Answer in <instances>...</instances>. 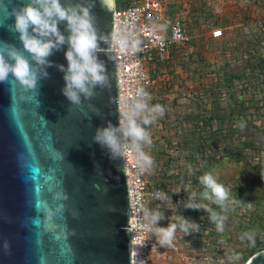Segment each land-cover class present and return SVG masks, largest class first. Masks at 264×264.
<instances>
[{
	"label": "water",
	"instance_id": "water-1",
	"mask_svg": "<svg viewBox=\"0 0 264 264\" xmlns=\"http://www.w3.org/2000/svg\"><path fill=\"white\" fill-rule=\"evenodd\" d=\"M29 0H0V43L32 66L35 86L11 74L0 81V264H131L130 202L119 132L116 57L111 50L116 0H67L93 17L104 67L102 84L65 95L67 44L45 65L23 49L14 12ZM66 0H61L65 3ZM58 28L67 37L63 22ZM113 127V150L96 139ZM244 264H264V248Z\"/></svg>",
	"mask_w": 264,
	"mask_h": 264
},
{
	"label": "rangeland",
	"instance_id": "rangeland-1",
	"mask_svg": "<svg viewBox=\"0 0 264 264\" xmlns=\"http://www.w3.org/2000/svg\"><path fill=\"white\" fill-rule=\"evenodd\" d=\"M166 2L173 4L176 0H167ZM184 8L186 11L184 17L186 21L190 22L186 30L189 39H191V35L197 36L191 39L192 41L180 45V54L176 58L173 60L169 58L168 62L165 59L164 66L166 68L159 72L158 87L152 98V101L155 100L154 107L147 108V112H150L153 117L149 129L150 134L158 139L156 140L158 144L166 147L168 155L164 156L165 160L171 159L168 166L162 165L160 158L146 150V157H149L151 162L146 160L145 179L151 184L159 180L165 171V174L172 175L176 172L175 167H179V171L185 169V159L179 158V155H183L179 152H183L180 144L185 136H188V131L195 123L191 114L202 113L211 117L215 115L211 120L212 127L219 128L221 126L222 131L218 134H224L227 142L231 141L232 137L235 141L239 139L254 141L257 149L261 150L256 153H248V160L255 163V160L264 158V134L262 131L264 125H261L259 119L253 115L252 121L243 122L241 128L233 130V134L229 130V127L232 128L233 125L234 128H238V122L232 121L230 118V109L235 106L236 102L231 99L229 92L233 91L235 97H238L240 90L245 87L251 91L250 83L254 79H250L244 84H240L239 80L235 79L227 88L223 86L218 88V85L223 83L224 71L237 74L243 70L239 69L243 66L246 67V73L258 76L256 81L264 79V74H261L259 69L254 66L255 61L245 60V56L254 50L264 56V0H186ZM213 29H221L222 34H225V37L222 38L224 40L222 45L211 42L210 36H212ZM247 66H252V68H247ZM258 90L253 97L264 98V88L261 92ZM251 95L248 92L245 96L250 97ZM260 104H256L258 111L264 112L263 108L260 109ZM157 105L164 109L163 115L155 110ZM253 110V107L247 109L248 112H253ZM236 115L234 113L231 117L236 119ZM176 121L179 122L176 123ZM150 140L155 141L154 139ZM228 164L232 166L236 163L229 162ZM246 169H248V164L242 162L237 167L234 177L239 178L240 183L245 185L246 192L251 196L253 174L252 171H246ZM221 170V168L215 170L211 172V175L214 178L218 177ZM224 175L226 174L224 173ZM180 179L182 178L180 177L172 183V180L168 178V181L162 184L163 186L161 185L169 190L163 189L161 197L162 201H165L168 212H166L167 214L164 211L160 213V218L154 223V232L156 234L157 228H166L172 223H175L177 227L171 245L161 246L159 251L153 255L150 264H239L241 254L240 252L234 253V249L238 247L243 249L249 243L241 237L239 226L237 227L238 224L233 219H221L223 222L225 221L226 229H219L218 233L224 232L230 238L227 237L222 243L217 238L204 236L202 230H196L199 222L193 218H203L202 214L194 212L188 214L187 219L192 220L187 221L194 227H190L187 233L183 231L180 226L181 221L178 219L183 217L182 213L185 211L181 196L184 195L187 200L189 197L186 192H182L181 189L188 186L182 184ZM259 203L261 204L260 209L264 210V194ZM201 208L200 201L198 209ZM247 208L253 210L254 206L248 202ZM202 210L205 212L206 209ZM150 214L152 218L156 215L152 212ZM247 220L246 217L244 221ZM252 226L257 227L256 225ZM193 233L202 242L205 240L204 244L195 245L192 243L190 234ZM249 239L253 241L255 236L251 234Z\"/></svg>",
	"mask_w": 264,
	"mask_h": 264
},
{
	"label": "trees",
	"instance_id": "trees-1",
	"mask_svg": "<svg viewBox=\"0 0 264 264\" xmlns=\"http://www.w3.org/2000/svg\"><path fill=\"white\" fill-rule=\"evenodd\" d=\"M116 3L117 6L120 7L123 0H116ZM210 37L213 44L222 45L224 42V40L220 37ZM157 57H159V55H157ZM245 60L248 62L255 61L254 66L259 69L261 74H264V56L254 50L250 52L248 56H245ZM247 68H252V66H247ZM239 69L243 70L237 74H233L231 72L227 73L224 71L223 83L218 85V88H220V86L227 88L235 79H238L240 84H244L246 81L254 79V81L250 83V87H252L251 91L247 90L248 88L245 87L240 90L238 97H235L233 91L229 92L231 99L236 102L235 106L230 109V118L232 121L235 120L238 122V128H234V125L232 128L229 127L231 134L234 133V129L241 128L243 122L252 121L253 115L255 118L259 119L261 125H264V112L258 111V107L256 105L261 103L260 109H264V98L256 99L253 97V95L257 93L256 91L258 89V91L261 92L264 88V79L256 81L258 76L246 73L245 66ZM248 92L252 94L250 97L245 96ZM152 100L153 99H150L148 101V104L150 103L148 107H154L155 100ZM251 107L254 108L253 112H248L247 109ZM234 113L237 114L236 119L231 117ZM214 116L211 117L202 113L192 114V118L195 123L188 131V136H185L181 142L182 144H180L183 152L179 153L183 155H179V158L185 159V169L179 171V167H175L176 172L172 175L165 174L166 171L164 170L165 172L163 171L164 173L161 174L160 179L155 181L153 184L149 183L148 186L150 188H161L163 186L162 184H165L168 181V178H170L172 183H174L181 177L182 179L180 180L183 182L182 184L188 186L187 188H182L181 190L182 192H186L187 197H189V200H187L184 195L181 196V201L185 207V211L182 213L183 218L191 221L192 219H187L188 214L192 212L195 214H202L204 216L203 218H193L195 221L199 222L198 226H196V230H202L204 232V236L207 235L217 238V240L221 243L227 237L229 238V235L227 236L224 232L218 233L219 229H226L220 218L225 220L233 219L236 221L238 224L237 227L239 226V233L241 237L245 238L249 243L243 249L240 247L234 249V253L240 252L241 254V262L239 264H244L253 252L264 248V210L260 209L261 204L259 203L262 199V195L264 194V158L262 160H255V163L248 160V153H256V151H260L261 149H257V145L253 143L254 141H241L240 139L235 141L232 137L231 141L227 142L224 134H218V132L222 131L221 126H219V128L212 127L211 120L214 119ZM152 120L153 117H151L150 112H146L144 115L143 125L148 137L143 141V146L145 151L147 150L153 156L160 158L162 165L166 164L168 166L171 159L165 160L164 156L168 155L166 147L158 144V142H156L158 139L150 134L149 129L151 127ZM199 122L202 123L200 124ZM262 131L264 134V129H262ZM150 139H154L155 141H151V143H149L148 140ZM229 162H235L236 164L229 166ZM242 162L248 164V169H246V171H252L253 174L252 189H250L251 196H249V193L246 192L245 185L240 183L239 178L234 177L237 167ZM220 168L222 169L219 173L220 175L214 179L229 190V198L222 202H218L211 189L201 182V177L203 175H211V172ZM224 173L226 175H224ZM161 189L162 191L163 189L168 190V188L165 187H162ZM200 201L202 208L198 209ZM237 201H239V203H237ZM248 202L253 204V210H249L247 208ZM189 204L194 205V207H188ZM203 208L206 209L205 212L202 210ZM148 209L149 214L150 212L153 214H160L163 211L165 213L168 212L165 201H162L161 198L159 200L151 199ZM246 217L248 220L244 221ZM218 224L220 225L219 228L217 227ZM252 225H256L257 227H253ZM209 227L211 228L210 230L208 229ZM251 234L255 236V240L253 241H250L249 239ZM190 241L195 245L204 244L205 242V240L202 242L201 239H197L194 233L190 234Z\"/></svg>",
	"mask_w": 264,
	"mask_h": 264
},
{
	"label": "built area",
	"instance_id": "built-area-1",
	"mask_svg": "<svg viewBox=\"0 0 264 264\" xmlns=\"http://www.w3.org/2000/svg\"><path fill=\"white\" fill-rule=\"evenodd\" d=\"M212 36H222V30L213 29ZM188 40L181 18L164 19L161 0H123L116 8L111 50L116 57L119 132L130 202L131 264H150L161 247L148 207L151 199L162 197L163 191L150 188L145 179L144 140L126 135L124 130L133 121L145 130L146 103L153 98L156 85L148 73L147 55L163 52L174 43ZM145 227L150 230L145 231Z\"/></svg>",
	"mask_w": 264,
	"mask_h": 264
},
{
	"label": "clouds",
	"instance_id": "clouds-1",
	"mask_svg": "<svg viewBox=\"0 0 264 264\" xmlns=\"http://www.w3.org/2000/svg\"><path fill=\"white\" fill-rule=\"evenodd\" d=\"M61 22L66 26L67 37L58 28ZM12 27L18 34L23 49L40 65L48 63V57L53 49H59L61 45L67 44L64 92L70 101L79 102V93L90 94L91 85L104 82V67L96 56L99 50L98 38L93 26V17L87 7L73 5L67 0L63 4L61 0H29L14 12ZM9 74L24 85L35 86L36 77L28 58L14 45L0 43V81L6 80ZM155 110L163 115L164 109L161 106L157 105ZM124 131L126 135L137 140H145L148 136L134 121L130 122ZM115 132L116 129L113 127L99 129L96 139L115 150L117 147ZM148 142L151 143V140ZM144 159L151 162L149 157L145 156ZM201 182L211 189L218 202L229 198V190L218 183L212 175H203ZM188 207L194 205L189 204ZM159 218V213L154 215L153 223ZM178 219L185 233L190 227H194L183 217ZM176 227V224L172 223L166 228L160 227L155 230L161 246L171 245ZM144 230L150 229L145 227Z\"/></svg>",
	"mask_w": 264,
	"mask_h": 264
},
{
	"label": "crops",
	"instance_id": "crops-1",
	"mask_svg": "<svg viewBox=\"0 0 264 264\" xmlns=\"http://www.w3.org/2000/svg\"><path fill=\"white\" fill-rule=\"evenodd\" d=\"M161 1H162L163 8H164V19L165 20H172V19H174L176 17L181 18L183 20V22H184L185 29L187 30V27L190 24V22L186 21V19L184 17V14L186 13L185 8H184L186 0H176V2H174L173 4H169L168 2H166L167 0H161ZM222 28H224V27H222ZM224 33H225V31H224ZM196 36L197 35H195V34L191 35V39H193ZM223 37H225V34L223 36H220L221 39ZM191 39H189L187 41V43L192 41ZM180 45H183V43H174V44L170 45L167 50H165L163 52H152V53L149 54V56L146 57V65H147V68H148V73L151 76V78H153L156 81V85L154 87V91L158 87L157 86V79H158V76H159V72L166 68V66H164L165 65L164 64L165 59L168 62L169 58L172 59V60L174 58H176V56H178V54H180V48H181ZM157 55H159V57H157ZM146 105H147V107H146V112H147L148 111V109H147L148 108V102L146 103ZM186 116H190V115H186ZM178 120L179 121L181 120L180 117H179ZM183 120L185 121V119H183ZM179 121H176V123H178ZM224 226H226L225 223H224Z\"/></svg>",
	"mask_w": 264,
	"mask_h": 264
}]
</instances>
